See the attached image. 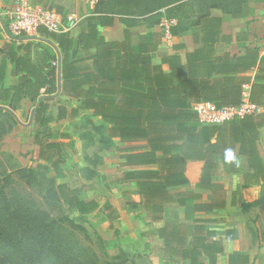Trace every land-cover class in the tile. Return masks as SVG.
I'll use <instances>...</instances> for the list:
<instances>
[{
  "label": "trees",
  "instance_id": "1",
  "mask_svg": "<svg viewBox=\"0 0 264 264\" xmlns=\"http://www.w3.org/2000/svg\"><path fill=\"white\" fill-rule=\"evenodd\" d=\"M245 3L246 0H98L92 16L83 20V31L76 39L69 34H58L59 54L49 53L55 66L49 64L42 69L32 64L25 72L19 71L24 73L19 85L9 91L14 93V103L26 97L35 104L32 138L38 147L37 160L44 166L39 171L3 167L0 262L67 264L62 262L68 255L59 241L65 238V224L77 227L68 215L87 218L95 210L101 211L95 202L80 198L83 186L56 184L57 179L67 176L64 166L73 146L68 134L50 128L49 124L55 120L77 119L84 114L98 118L105 148L113 147L114 140L144 142L146 150L119 157V165L141 169L124 173L114 183L134 182L144 209L145 205H151L149 210L153 213L163 212V202L169 197L170 189L188 184L185 177L188 161L203 163L198 188L221 196L220 202L209 205V209L225 206L224 188L219 180L228 174L241 175L243 188L261 189L260 199L252 205L264 202V160L256 148L264 129V112L210 127L201 125L194 111L199 102H210L217 108L241 104L247 84L237 75L249 68H244L238 59L216 56L220 22L209 16V11ZM113 16L124 25L123 40L119 42L106 41L97 30L98 26L111 27ZM171 19L177 23L168 28L170 36L189 33L196 45L193 52H184L177 45L173 54L162 56L156 63L154 59L164 37L161 33L139 36L137 44L132 45L130 29L138 23L152 28ZM74 51L78 55L72 57ZM20 65L27 64L20 62ZM58 73L61 91L74 99L76 106L71 109L57 106L53 112L49 96L57 93ZM42 89L47 97L41 96ZM248 99L264 109L261 84L251 85ZM9 109L13 108L9 106ZM9 109L0 108V120L19 125ZM235 145L239 147L237 154L233 153ZM96 175L94 172L93 176ZM35 187L44 193L36 201L25 194ZM6 188L10 189L7 194L3 192ZM49 206L62 208L67 215L50 219ZM106 218L108 231L117 234L111 224L117 215L113 213ZM203 250L209 257L213 256L210 247ZM184 254L190 256V264H199L194 262L199 255L197 249ZM238 257V254L228 256L229 264H247L235 262ZM148 264L153 263L148 261Z\"/></svg>",
  "mask_w": 264,
  "mask_h": 264
},
{
  "label": "crops",
  "instance_id": "2",
  "mask_svg": "<svg viewBox=\"0 0 264 264\" xmlns=\"http://www.w3.org/2000/svg\"><path fill=\"white\" fill-rule=\"evenodd\" d=\"M45 8L59 10L65 13H78L87 18L92 16V11L86 0H30ZM13 0H0V108L9 109L21 128L32 129L33 126L22 124L26 114L34 110L35 104L28 98L22 97L14 103V93L9 89L17 87L26 69L30 65L46 69L47 65L53 64L49 53L53 51L59 54L58 34H48L40 28L37 35L27 37H13L8 34L4 27V19L7 10L11 7ZM209 16L220 22L221 36L215 43L216 56L228 57L240 60L243 67H248L244 73L238 74L247 85L244 92L248 94L251 85L261 84L264 89V0H246L245 4L229 5L225 10L212 8ZM86 19V17H85ZM177 23L176 19L163 20L161 25L147 28L143 23H138L130 31L133 33L131 43L137 44L139 36L151 33H161ZM124 25L117 16H113L111 27L98 26L97 30L106 41H122ZM83 31L82 27L73 30L69 35L77 38ZM181 45L184 52L191 53L195 49L194 38L189 34L172 37L165 41L164 37L158 47L155 62L159 63L164 55L174 53V46ZM74 51L72 57L77 56ZM26 62V67L20 65ZM18 67L16 70L15 67ZM25 67V68H24ZM165 70L166 66L163 67ZM22 71V72H19ZM57 93L50 95L49 102L53 112L57 106L67 109L74 108L76 101L65 95L60 88L58 92V78L56 81ZM61 86V79H60ZM42 97L43 89L40 91ZM41 98V97H40ZM69 101L68 105L67 102ZM56 103V105H54ZM55 107V108H54ZM264 109L261 108L263 113ZM33 120V116H32ZM31 120V122H32ZM75 119L55 120L49 124L53 130L68 134L71 140L72 131L68 130L62 123H70ZM29 122V119H28ZM31 124V123H30ZM256 148L261 159L264 160V129L260 132ZM30 140L33 143V138ZM120 148L115 157L114 169L118 172L116 179L110 173L102 174L109 182V186L98 183L97 177L93 178L94 186L80 198L86 202L93 201L100 207L92 212L87 218L100 215L108 227L106 217L113 213L117 218L112 221L115 234L120 243L140 253L153 264H190L191 258L186 256L188 251L197 249L198 258L194 262L199 264H229L228 256L238 254L235 262H247V264H264V230L262 232L249 228L246 214L254 210L252 204L261 197V189L258 187L243 188V178L239 174L222 175L219 182L225 193V206L209 209V205L220 202L218 194H213L206 189L198 188L203 163L200 161H188L185 166V177L187 185L169 190V197L164 199L163 212L153 213L149 209L151 205H143L142 198L138 193L134 182L114 183L123 177L124 173L139 170V167L119 165V157L125 153L139 152L145 149L144 142H120L113 141ZM34 145V143H33ZM37 157H38V147ZM238 145L234 146L233 153L237 154ZM226 149V148H225ZM148 169H156L149 167ZM120 171V172H119ZM97 176V175H96ZM106 177V178H105ZM103 180V179H102ZM101 182V179L99 180ZM108 189L110 191H108ZM106 190V191H105ZM158 203L159 202H153ZM162 206V204H161ZM108 207V209H104ZM257 224L258 223H253ZM259 230V227L257 228ZM213 249V256L206 254L203 248ZM185 255H183V254ZM231 262H233L231 260ZM245 264V263H239Z\"/></svg>",
  "mask_w": 264,
  "mask_h": 264
},
{
  "label": "rangeland",
  "instance_id": "3",
  "mask_svg": "<svg viewBox=\"0 0 264 264\" xmlns=\"http://www.w3.org/2000/svg\"><path fill=\"white\" fill-rule=\"evenodd\" d=\"M85 17L87 18L86 15H82V18L85 19ZM166 18H169V15H166ZM188 19L190 22L191 17L189 16ZM68 103L69 101L66 105ZM28 119L29 112L22 124H28ZM61 125L72 131L70 136L73 150L64 166L67 176L57 179L56 184L67 182L73 185H81L84 195L94 186L95 183L92 181L94 177H97L100 185L104 184L105 187H108L109 182L116 179L118 175L114 169V163L120 148L115 145L111 148H105L106 143L103 141L102 130L99 129V119L84 114L70 123H62ZM33 130L34 128L26 131L18 125L14 126L12 123H6L3 119L0 120V174L5 171L3 167H6L7 170L16 166L39 171L38 169L44 166L43 163L38 162L37 148L30 140ZM94 172L97 173V176H93ZM107 172L114 179L106 181L102 174L105 175ZM51 176L52 174L47 177ZM3 185L0 183V186ZM17 189L23 190L20 187ZM7 191L10 192V189L6 188L3 192L7 194ZM108 191L110 190L108 189ZM25 194L27 198L36 201L44 193L43 189L39 191L35 187L34 190L28 189ZM41 201L43 202L42 198ZM252 206L255 209L249 210L246 214L248 226L250 229H256L257 233L262 232L264 230V202ZM41 207L46 208V205ZM47 209L50 219L67 215L62 208L49 206ZM68 218L77 227L65 224V238L59 241V244L62 249H65L68 258L62 262L67 264H148L149 260L144 259L145 257L130 247H126V244L120 243L118 237L113 232L108 231L107 224L100 215L89 218L68 215ZM252 221L258 225L252 224ZM23 222L24 219H22ZM258 227L259 230H257ZM0 264H8V262H0Z\"/></svg>",
  "mask_w": 264,
  "mask_h": 264
},
{
  "label": "built area",
  "instance_id": "4",
  "mask_svg": "<svg viewBox=\"0 0 264 264\" xmlns=\"http://www.w3.org/2000/svg\"><path fill=\"white\" fill-rule=\"evenodd\" d=\"M98 0H86V5L93 10ZM4 19L5 31L13 37L35 36L40 28L48 34H70L79 29L84 18L78 13L58 14L42 5L34 4L30 0H13ZM168 29L164 33L165 41H169ZM55 66L56 63H53ZM198 121L203 126H221L234 118L256 115L261 108L248 99V94L243 92L239 106L217 108L210 102H199L194 106Z\"/></svg>",
  "mask_w": 264,
  "mask_h": 264
},
{
  "label": "water",
  "instance_id": "5",
  "mask_svg": "<svg viewBox=\"0 0 264 264\" xmlns=\"http://www.w3.org/2000/svg\"><path fill=\"white\" fill-rule=\"evenodd\" d=\"M60 88H61V86H60V74L58 73V92H60ZM33 113H34V110L31 111L28 125H30V123H31Z\"/></svg>",
  "mask_w": 264,
  "mask_h": 264
}]
</instances>
